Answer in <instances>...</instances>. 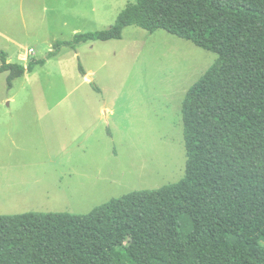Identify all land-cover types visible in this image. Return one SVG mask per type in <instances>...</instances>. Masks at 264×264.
I'll list each match as a JSON object with an SVG mask.
<instances>
[{
    "label": "trees",
    "instance_id": "trees-1",
    "mask_svg": "<svg viewBox=\"0 0 264 264\" xmlns=\"http://www.w3.org/2000/svg\"><path fill=\"white\" fill-rule=\"evenodd\" d=\"M134 25L218 56L182 104L185 177L88 214L0 215V264H264V0H136L27 66L0 51V73L12 89L62 49Z\"/></svg>",
    "mask_w": 264,
    "mask_h": 264
},
{
    "label": "rangeland",
    "instance_id": "rangeland-1",
    "mask_svg": "<svg viewBox=\"0 0 264 264\" xmlns=\"http://www.w3.org/2000/svg\"><path fill=\"white\" fill-rule=\"evenodd\" d=\"M134 2L0 0V51L27 66L59 41L108 29ZM217 57L164 30L134 25L121 40L62 49L12 89L8 73H0V110L56 109L66 121L50 129V152L59 160L49 167L4 164L12 146L0 141V215L88 214L111 199L183 179L182 104ZM80 64L91 75L84 77Z\"/></svg>",
    "mask_w": 264,
    "mask_h": 264
},
{
    "label": "crops",
    "instance_id": "crops-1",
    "mask_svg": "<svg viewBox=\"0 0 264 264\" xmlns=\"http://www.w3.org/2000/svg\"><path fill=\"white\" fill-rule=\"evenodd\" d=\"M87 74L88 76L91 75V73ZM58 113L62 112L56 109L11 108L0 110V123L4 126V132L2 133L0 130V141L10 143L12 146L8 159H3L4 164L8 161L13 166L18 165L19 168H31L33 170V167L38 168V165L52 166L56 159L59 160L56 155L50 152L52 147L50 146L52 144V136L50 135L52 130L50 129L53 125L60 128V125L66 123L64 119H61L64 114ZM105 116L107 118V115ZM15 130L19 132L14 134ZM47 175L48 173L45 174V176ZM31 182H34L32 183L34 185L38 184L36 179ZM48 183L46 188H49Z\"/></svg>",
    "mask_w": 264,
    "mask_h": 264
},
{
    "label": "built area",
    "instance_id": "built-area-1",
    "mask_svg": "<svg viewBox=\"0 0 264 264\" xmlns=\"http://www.w3.org/2000/svg\"><path fill=\"white\" fill-rule=\"evenodd\" d=\"M33 52V50H31V53Z\"/></svg>",
    "mask_w": 264,
    "mask_h": 264
}]
</instances>
